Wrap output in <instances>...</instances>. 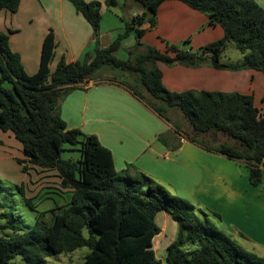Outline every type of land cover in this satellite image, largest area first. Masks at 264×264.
Masks as SVG:
<instances>
[{
  "label": "trees",
  "instance_id": "1",
  "mask_svg": "<svg viewBox=\"0 0 264 264\" xmlns=\"http://www.w3.org/2000/svg\"><path fill=\"white\" fill-rule=\"evenodd\" d=\"M68 1L88 21L95 39L93 55L85 54L82 61L67 62L61 58L51 71L56 44L54 32L49 29L43 39L39 67L28 74L19 54L10 49L9 34L0 30V130L10 132L20 143L23 157H16L15 161L21 172L29 173L35 167L54 171L60 187L70 192L66 205L52 208L49 216L40 212L30 224H24L13 210L3 212L1 217L6 221L1 228L9 232L0 236V264H17L16 256H20L22 264H46L47 257L82 246L89 248L83 264H264V257L246 250L215 226L209 213L171 194L132 164L118 172L111 151L98 137L68 128L60 114V101L69 90L93 78L101 69L137 73L150 97L164 104H149L158 115L169 121L167 109L179 110L191 126L192 135L187 138L192 141L212 131L233 139L234 144L204 146L243 162L250 184L259 185L264 166V113L255 106L253 96L194 89L170 91L163 85L162 72L155 62L250 68L264 75V8L255 0H179L206 14L209 24H220L224 35L196 50L167 44L168 50L162 52L144 45L140 38L145 31L141 26L145 22L150 27L155 25L157 7L165 0H133L141 14L126 20L123 32L105 47L99 45L102 3ZM19 2L0 0V10L15 12ZM115 3L116 0L105 1L107 6ZM133 30L135 58L116 57L122 40ZM231 41L242 55L240 63L225 64L219 60ZM187 43L184 41V45ZM158 140L170 146L165 134H159ZM65 144L76 147L80 157L62 158ZM16 189L26 206L34 209L24 184L16 185ZM160 211L177 225L176 237L166 247L164 260L156 256L152 245L160 231L155 221ZM212 215L219 217L217 213ZM186 244L195 247L185 249Z\"/></svg>",
  "mask_w": 264,
  "mask_h": 264
},
{
  "label": "crops",
  "instance_id": "2",
  "mask_svg": "<svg viewBox=\"0 0 264 264\" xmlns=\"http://www.w3.org/2000/svg\"><path fill=\"white\" fill-rule=\"evenodd\" d=\"M96 1L102 3L101 47L123 32L126 20L142 12L133 0H116L112 6H107L106 0ZM255 1L264 8V0ZM141 28L145 31L140 41L162 52L168 50L167 44L196 50L224 35L220 24H209L206 14L179 0L160 3L155 25L150 27L145 22ZM49 29L54 32L56 44L49 65L51 71L61 58L75 62L82 61L85 54L93 55L92 28L68 0H20L15 12L0 10V30L9 34L10 49L19 54L28 74L35 73L39 67L43 39ZM132 36L135 44L133 30L122 40L119 49ZM184 41L188 43L184 45ZM156 65L162 72L163 85L170 91L194 89L248 94L264 113V75L259 70L215 68L207 63L184 66L158 62ZM100 73L71 88L61 99L60 114L67 127L95 134L111 151L118 172L132 164L156 182L169 186L175 195L190 201L197 210L209 213L211 222L235 240V236L242 238L254 250L258 247L264 251V166H261L262 182L252 186L248 168L241 161L203 149L196 141L184 137L173 143L174 149L170 144L165 146L158 135L171 130L170 122L134 95L126 83ZM4 133L8 139L13 137L10 132ZM14 145L20 144L15 141ZM155 220L160 227L156 237L170 234L162 243L166 250L176 237L177 225L164 211L158 212ZM153 249L156 254L154 246Z\"/></svg>",
  "mask_w": 264,
  "mask_h": 264
},
{
  "label": "rangeland",
  "instance_id": "3",
  "mask_svg": "<svg viewBox=\"0 0 264 264\" xmlns=\"http://www.w3.org/2000/svg\"><path fill=\"white\" fill-rule=\"evenodd\" d=\"M133 43L134 38L132 36L131 38L126 40L124 44L125 46L116 52V57L120 59L129 58L133 60L136 56V51L134 50L135 48L133 47ZM219 60L220 62H223L225 64L238 63L242 60V55L236 48L234 42L231 41L222 51ZM155 63L157 64L158 62ZM100 72H103V74L101 75L103 77H112L115 80L123 81L124 83H126L130 87V89L139 94V97H141L147 105L161 104V106H164L163 103H158L157 101L153 100L146 92V90L140 83L139 74L123 72L118 69L110 70V68H103L100 70ZM165 115L169 119L168 122H170L172 127L171 131H165L163 134L167 136L168 143L171 146H174L173 143H175L176 140L179 141L181 137L188 139L187 136L192 135L190 124L186 119H184L179 110L175 108L167 109ZM172 130H177L178 133H174L172 132ZM195 139L196 143H198L203 149H206L205 146L211 148L217 147L220 143L234 144L233 139L217 131L200 134L196 136ZM12 140L18 142L14 137L8 139L7 134L0 130V236L5 232H9L8 229L4 230L1 228V226L6 221L5 218L1 217L3 216L2 214L5 210H13L24 224H30L33 222V219L36 217V215L40 212H46L49 216V210L59 205H66L70 198V192L68 191V189H63L60 187L56 172L39 167L30 169L29 173L21 172L19 164H17V162L15 161V157L22 155L20 151L21 148L19 147L21 145H14L15 141ZM64 147L65 150L61 153L62 158L76 160L80 157V152L76 147H72L67 144H65ZM130 173L132 174L133 172ZM21 183L24 184L26 188L27 196L32 197L34 209H30L29 207H27L23 202L21 196L19 195L16 189V185H20ZM158 183L163 185L171 194L175 195L173 190L168 188L169 186L167 187V185L159 181ZM197 214L201 216L198 211ZM155 221L156 223H158L157 220ZM168 234H163L159 237L155 236V238L153 239V246L156 250V254L159 258L162 259L165 258L166 254V250L164 247H162V243H165V241L170 238V234ZM235 238L239 245H241L243 248L249 251H253L259 256L264 257L263 250H260L258 247H256V249L254 250L251 245L244 239H240L236 236ZM194 247L195 245L193 244H186L184 246L185 249H192ZM88 251L89 248L87 246H82L71 252H64L57 256L47 257L44 262L46 264H83L84 256L88 253ZM15 261L17 264H22L20 256H16Z\"/></svg>",
  "mask_w": 264,
  "mask_h": 264
}]
</instances>
